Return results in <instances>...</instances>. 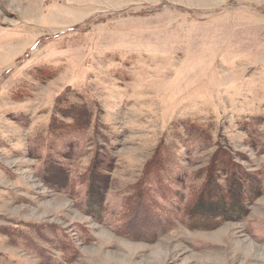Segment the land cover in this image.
I'll return each mask as SVG.
<instances>
[{"label": "rangeland", "instance_id": "obj_1", "mask_svg": "<svg viewBox=\"0 0 264 264\" xmlns=\"http://www.w3.org/2000/svg\"><path fill=\"white\" fill-rule=\"evenodd\" d=\"M39 65L58 72L36 80ZM67 88L97 108L51 147L56 98L79 100ZM184 117H211L214 130L195 154L175 139L177 171L203 164L216 141L264 166V141L254 148L242 128L264 131V0H0V264H264V193L215 228L171 222L164 206L160 221L136 207L129 232L112 228L124 187ZM97 151L112 162L99 216L83 178ZM60 235L74 253L57 249Z\"/></svg>", "mask_w": 264, "mask_h": 264}, {"label": "trees", "instance_id": "obj_2", "mask_svg": "<svg viewBox=\"0 0 264 264\" xmlns=\"http://www.w3.org/2000/svg\"><path fill=\"white\" fill-rule=\"evenodd\" d=\"M57 72V69L48 65H39L29 70L34 79L43 82L55 77ZM66 91L77 94L79 100L77 105L69 102L67 98L62 97L64 91L56 98L52 115L44 130V134L49 136L51 147L54 141L60 140L63 135L77 134L87 128L97 108L96 100L87 91L71 88ZM21 92L24 91L13 90L12 99L22 100L25 93ZM213 122L211 117L207 121L184 117L171 123L169 131L162 134L145 161L140 175L124 187L116 217L113 213L109 214L114 230L129 232V222L136 207V213L140 211L144 219L152 215L153 219L160 221L163 215L160 209L164 206V216L169 221L174 222L176 213H179L181 223L190 229L215 228L222 221L236 220L248 214L249 206L264 193V166L242 164L239 159L249 162L243 151L226 149L221 142L216 141L215 147L203 164L192 171H177L180 170V165L172 147L176 145L175 139L177 138L183 146V153H199L205 150L207 144L212 145L209 142L214 130ZM242 128L248 131L251 146L254 148L258 139L264 141V131L261 135L254 136L258 131L254 122L247 125L243 123ZM169 137L174 143L168 142ZM110 159L104 161L105 158L97 151L88 164L86 176L83 177L88 180V207L92 215L99 216L105 210L103 192L107 188V174L112 169ZM56 169L62 173L58 170L59 167ZM173 171L175 174H172ZM63 179H66L64 175ZM139 202L142 204L138 205ZM167 225L168 222L164 227ZM58 237L65 240H60V245L55 244L57 249L69 252L73 248L72 240L65 235ZM70 252L74 253L73 250ZM65 258L67 259L66 256Z\"/></svg>", "mask_w": 264, "mask_h": 264}]
</instances>
